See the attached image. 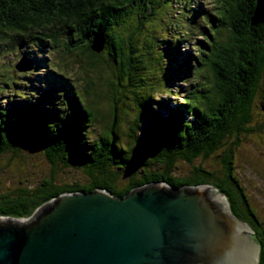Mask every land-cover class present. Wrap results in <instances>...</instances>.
Listing matches in <instances>:
<instances>
[{
    "label": "trees",
    "instance_id": "trees-1",
    "mask_svg": "<svg viewBox=\"0 0 264 264\" xmlns=\"http://www.w3.org/2000/svg\"><path fill=\"white\" fill-rule=\"evenodd\" d=\"M173 1L178 0H0V157L34 148L45 154L54 171L60 165L82 169L90 177L85 183L59 184L53 173L35 187L0 193V215L28 217L66 192L103 188L123 197L155 181L211 184L226 196L232 212L254 229L260 245L258 264H264V221L234 166V147L239 149L243 133L259 129L264 139V125H251L255 109L264 114V0H213L214 12L196 14L192 34L203 40L196 41L195 53L183 52L182 43L173 44L171 38L158 36V28H150L157 20L168 33L179 25L166 11ZM179 5L184 7L185 0ZM180 20L187 27L186 18ZM144 32L147 37L141 39ZM28 45L49 51V60L44 59L61 90L56 81L50 82L49 71L42 79L48 88L18 89L29 73L5 63L3 56ZM74 49H82L87 66L79 88L53 65L54 53L62 56L60 52ZM30 53L25 55L40 61L35 51ZM58 63L69 70L68 62ZM109 63L114 68L107 81L112 99L103 103L98 81ZM60 74L65 79L57 78ZM159 80L165 85L183 81L174 90L169 86L167 94L177 97L174 92L184 89L183 99L156 100ZM187 81L189 86L183 88ZM129 94L136 115L127 124L125 140L120 127ZM97 126L101 128L93 136ZM214 154L222 163L221 172L205 162ZM251 154L256 155L254 149ZM179 161L191 163L192 169L183 172ZM126 175L119 186L118 179Z\"/></svg>",
    "mask_w": 264,
    "mask_h": 264
},
{
    "label": "water",
    "instance_id": "water-1",
    "mask_svg": "<svg viewBox=\"0 0 264 264\" xmlns=\"http://www.w3.org/2000/svg\"><path fill=\"white\" fill-rule=\"evenodd\" d=\"M253 232L211 184L96 188L0 215V264H258Z\"/></svg>",
    "mask_w": 264,
    "mask_h": 264
},
{
    "label": "rangeland",
    "instance_id": "rangeland-1",
    "mask_svg": "<svg viewBox=\"0 0 264 264\" xmlns=\"http://www.w3.org/2000/svg\"><path fill=\"white\" fill-rule=\"evenodd\" d=\"M179 1L184 2V0L173 1L172 3L173 7L166 8V11L170 12L169 16L172 19H174L175 21L179 20L178 21L179 25L176 28H172L170 32L168 33L167 31H164V29H161L162 25L160 23V20H157L154 26H150V28L152 27L158 28L157 29V32H159L158 36L162 37L161 35H163V36H167L171 38V40L173 41L172 42L173 44L182 43L181 48L183 52L184 50L190 49L191 51L193 50L192 53H194L195 51L194 46H195L196 41L203 40L202 36L197 35L195 32L192 34V31H195L193 28V25L195 23L194 20H197L196 14L200 13L201 8L214 12L215 10L214 2L213 0H185V5L183 7L179 5ZM166 11H163V14H165ZM182 18H186L187 27L184 25L183 26L181 25L185 23V22L183 23L180 20ZM161 31H164V34L161 33ZM186 31H191V33L190 34L185 33ZM183 32L185 34H183ZM144 33L145 35L144 37H141V39L147 37L146 32ZM147 34H151V33L147 32ZM176 37H178L181 41H178ZM162 45L163 44H159L161 48H162ZM164 45L166 46V44ZM143 49H144L143 52H145L146 49L144 47ZM17 51H18L17 54L13 53V55L3 56L4 62L9 63L14 67L16 64L23 71H33L32 69L36 68V70L34 71L38 73V74L31 73V74H28V76H24L22 81L19 82L21 87L19 86L18 89H22L27 86H36V87L46 88L48 86L47 82H45L42 79L46 75L47 71H49V76L52 77L50 78L52 79L50 82H54L57 80V79H54L56 78L54 77V72L49 70L47 61L46 59H44V58H47L49 60L48 50H45V52L42 53L40 46L38 48L35 45L34 46L28 45V47L24 46V48H19ZM31 51H35L36 56H37V52H39L37 58L40 61H36L35 63V61L33 60L31 61V66H30L29 65L30 60L29 61L26 60V57L28 56L25 54L26 53L31 54L30 53ZM0 52L2 53V50H0ZM22 52H25V54ZM60 53L62 54V56L64 55L67 56L64 59L65 61L61 60L62 56H59V54L54 53L53 54V57H54L53 65L62 74H65L73 78V80H75L79 88L82 83L81 73L87 71L86 70L87 66H85L86 62H83L85 57L83 54H81L82 49H74L71 53L70 52H60ZM58 62H62V63L68 62L67 67H69V70L65 67L64 64H61ZM19 63L20 64L22 63L23 66H19ZM153 64H156L158 67L156 59L154 60ZM37 67H39V69ZM19 72H22V71H19ZM113 73H114L113 64L109 63L107 65H104V71H103L102 76H100L99 78L100 80L98 82L100 83L97 88V91L103 95L101 98V101L103 103H109V101L112 99L113 91L111 87L107 84V81L111 79ZM1 77L2 76H0V78ZM92 78H94V81H96L95 74L92 76ZM182 82L183 81H178V82L171 81L167 85H165L163 81L159 80L157 83H155L156 89H157L156 90L157 95L155 94V96L157 97L156 100L165 99L167 97H170L172 103H175L173 101H181L184 97L186 90L178 89L177 92H174V93L180 94V95H177V97L176 96L171 97V96H168L167 94L171 92V89L174 90L178 88L177 83H182ZM115 84L116 85L118 84V82H116V78H115ZM189 84H190L189 81H187L186 83H183V88H187ZM169 86L171 87V89ZM107 87L110 88L111 91L108 90ZM263 87H264V83H263ZM57 88L58 90H61L58 82H57ZM96 95H93L95 99L98 98ZM82 97L84 100H86V96L83 93H82ZM121 101H123V99ZM123 103L126 105L125 111L122 112L123 118L121 120V124L124 127L123 128L120 126L119 127H120V132L122 133L121 135L123 136V139L126 140V136L124 134L128 130L127 124L129 123V120L131 118L133 119L135 117L136 107L131 99V94H129L127 98H125ZM102 107L104 108L103 105ZM253 124L264 125V114L261 113L257 109H255L254 120L251 123V125ZM100 128L101 127L99 126L95 127L92 131V135L93 136L98 135ZM107 131H108L107 128H104V134H106ZM260 132L261 130L255 129L251 132L242 134L239 149H238V145L234 147V150H235L234 166L237 168L239 176L241 177L244 185H246L248 189V193L251 198L253 206L255 207L257 212L260 213V219L264 221V139L261 138ZM253 149L255 150V153L257 156L256 155L254 156L253 154H251ZM245 150H248L249 153L246 157L242 158L240 154L246 153ZM251 156L255 158V159H252L253 161H251ZM205 162L207 166H209L211 169H214L217 171L222 170V163L220 161V158L215 154L211 157H208ZM178 164H179L178 165L179 167H183V172H186V171L189 172L192 169V164L189 162L179 161ZM57 168L59 170L54 171V165H52L51 162L47 160L45 154L39 153L34 148L31 150H26L22 148V150L19 153L17 151L11 150L4 157L2 156L0 157V193L8 192L14 188L15 189L23 188V187L26 188L28 186L35 187L37 186V184L42 183L43 180L46 179L47 177L49 178L53 173L55 175L54 177L56 181L59 184L61 183L71 184L75 182H79V183L89 182L90 177L82 169L66 168L60 165H58ZM257 172H258V175H257ZM127 176L128 175H126L125 177L121 176L118 179L117 184L121 186L122 182L124 183L125 181L124 179ZM255 238L257 239L256 236Z\"/></svg>",
    "mask_w": 264,
    "mask_h": 264
},
{
    "label": "clouds",
    "instance_id": "clouds-1",
    "mask_svg": "<svg viewBox=\"0 0 264 264\" xmlns=\"http://www.w3.org/2000/svg\"><path fill=\"white\" fill-rule=\"evenodd\" d=\"M204 10H205L204 8H201L200 13H201L202 16L205 15ZM188 34H190V32H188ZM176 38L178 39V37H176ZM179 41H180V39H179ZM195 44H196V43H195ZM194 47H195V46H194ZM188 50L191 51L190 49H188ZM194 50H195V48H194ZM192 51H193V50H192ZM192 51H191V53H192ZM194 53H195V51H194ZM37 56H38V55H37ZM26 60H27V61L30 60V64H29V65L31 66V61H32V60L29 59L28 57H26ZM22 63H23V62H22ZM22 63H21V66H23ZM47 65H48V64H47ZM19 66H20V63H19ZM17 67H18V66H17ZM38 69H39V68H38ZM17 70L20 71L21 69L18 67ZM32 70H33V69H32ZM21 71H22V72H25V71H23V70H21ZM33 71H34V70H33ZM31 72H32V71H26V73H29V74H31ZM47 72H48V71H47ZM34 73H37V72L34 71ZM34 73H33V74H34ZM54 74H55V72H54ZM62 76H63V75L60 74V75L57 76V78L61 77L62 79H65L64 76H63V77H62ZM27 79H28V78H27ZM57 81H59V80H57ZM64 81H65V80H64Z\"/></svg>",
    "mask_w": 264,
    "mask_h": 264
}]
</instances>
